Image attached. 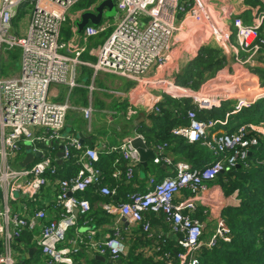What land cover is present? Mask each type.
Wrapping results in <instances>:
<instances>
[{
  "label": "built area",
  "instance_id": "2783aa9c",
  "mask_svg": "<svg viewBox=\"0 0 264 264\" xmlns=\"http://www.w3.org/2000/svg\"><path fill=\"white\" fill-rule=\"evenodd\" d=\"M26 1L0 0V56L4 46H19L22 51L21 71L9 76L0 74V264H17L14 245L21 246L22 235L34 228L35 222L41 224L36 243L45 264H76L75 256L81 250L104 255L116 264L127 250L120 222L142 225L149 233L152 224L146 215L151 212L164 214L180 248L175 252L161 247L157 264H200L205 248L231 241L232 231L223 216L218 218L212 237L204 241L203 224L192 216V211L203 199L210 181L246 161L250 148L264 137V121L240 124L232 131L212 132L218 123H223L221 119H201L196 109H188L189 123L174 126L172 134L189 142H201L215 158L195 168L187 161L175 162L166 154L168 143L159 142L154 146L157 153L153 160L173 165V174L162 180L150 176L147 190L129 191L124 198L111 199L117 189L103 183L105 175L97 164L102 153L117 152L112 175L121 179L123 171L117 166L125 163L123 170L127 179H132L141 164L133 139L119 146L86 145L78 134L67 129V117L72 110L81 111L90 123L92 103L73 106L69 98L58 102L49 95L51 84L66 85L70 90L79 86L80 66L88 64L137 82V102L131 100L148 105L155 113L162 112L159 103L165 95L173 100L190 98L199 110L220 108L232 99L233 113L254 105L264 98V85L258 82L245 89V96L236 95L234 87L195 90L165 76V70L174 64L172 51L180 30L178 16L186 14L192 20H201L199 7L182 0H115V28L98 47L97 61L90 63L81 59L86 43L102 33L109 26L108 21L88 24L81 32L74 26L75 35L61 42L63 24L80 0H32L26 30L16 35L14 20ZM233 26L239 49L249 54L247 61L253 62L254 57L264 54V11L251 24L235 17ZM94 88L89 86L90 94ZM128 111L129 116L135 113L132 108ZM25 143L34 154L40 152V157L22 166L23 156L17 167L12 166L11 160L28 146ZM59 145L64 161L77 167L76 175L61 174L56 155ZM260 163L264 164V158ZM91 189L109 198L101 207L116 217L110 236H97L95 226L78 229L81 218L87 223L92 211L91 200L84 196ZM183 189L190 194L177 198ZM71 229L74 234L68 237Z\"/></svg>",
  "mask_w": 264,
  "mask_h": 264
},
{
  "label": "crops",
  "instance_id": "0c3cea01",
  "mask_svg": "<svg viewBox=\"0 0 264 264\" xmlns=\"http://www.w3.org/2000/svg\"><path fill=\"white\" fill-rule=\"evenodd\" d=\"M102 1L103 0H90L87 4L80 5L79 8H75L74 10L73 7L77 5V2L69 11V18L66 21L68 24L65 27L63 24L60 41L66 42L75 35L74 26H77V31L81 32L82 30L79 29V23L82 21L83 14L86 11H95L96 7ZM182 1H189L193 5L195 4V6L199 7L202 13V20L210 26L208 29L210 30V35L213 37V39L205 42L203 41L197 48L193 47L192 50L189 49L188 44L183 43L181 37H179V34L183 32L182 30L184 29L189 31L187 20H189L190 17H188L186 14H183V17H181L179 14L178 22L180 25V30L176 34L174 49L172 51V60L174 59V64H170L165 70V76L173 79L177 83L183 84L179 82L178 77L185 73L190 63L198 55L200 48L202 46H209L220 51V57L223 58L222 65L215 71H207L204 74V78L201 80L199 88L193 87V82L200 80L194 74L193 76L188 77V79H190L189 83L183 85H187L195 90L208 89L213 86L234 87L237 91L243 86L250 87V85L255 82L264 85V78L259 74L258 71V68L264 71V54L254 57L253 62L247 61L246 59L249 54L239 49L238 40L235 35V28L233 26V19L235 17H242V19L249 24L254 23L258 14L264 11V0ZM105 11H107V8H105ZM104 16L101 19V22H103ZM195 33L202 37L207 34L202 29H196ZM105 40L106 39H89V41L86 43L87 49L81 56L82 61L95 63L97 61V49ZM186 62L187 64L185 66ZM191 70L196 72L195 67H191ZM180 71H182V73ZM261 74L264 75V72ZM249 78L254 80L250 83H247V81L243 83L239 82L241 79L247 80ZM78 82L79 86L72 90H70L66 85L51 84L49 95L54 101H56L55 98H59L61 95L64 99L62 102L69 98L73 106L84 107L89 106L90 103H92L94 112L90 123L89 120L84 118L81 111L72 110L69 112L68 116L72 114L73 117L80 120V115H82L83 119L85 120L83 125L72 124L71 122H68L67 117V129L75 132L79 136L80 134H83L82 137H80L83 139L86 145L100 147L99 145L105 143L107 147L119 146L130 138L133 139L136 136H141L146 141L148 146L155 151V153L157 152L154 146L157 143L160 141L161 143L167 142V155L171 156L175 162L187 161L181 154H179V152H177V150L174 149V145L171 141H163L161 138H158L159 136L152 132L148 133L145 130V126L154 127L156 130L159 128L155 127L156 123L151 118V114L155 112H152L148 105L141 103L137 104L135 101L131 100V98L135 99L138 90H140V86L137 82L114 72L96 70L92 65L88 64H81ZM91 85H94L95 88L90 94L91 90L89 89V86ZM67 89L68 94L65 96V91ZM157 93L158 90H156L155 94ZM144 97L150 100V96L144 95ZM163 98V101L159 103L161 108L162 104L167 102V98L172 99L170 96L166 97V95L163 96ZM177 102L181 104L179 107V113L186 116L187 119L188 109H196L198 117L201 119H207L211 117L216 118L213 116H208L209 110L201 113L200 111L204 110L197 109L196 106L192 104L190 98L174 100L175 104H177ZM234 104L235 99L226 101L220 108H215L218 110L216 113L222 112L221 110L225 105L231 106L234 109ZM131 108L135 110V113L129 116L128 110ZM233 109L217 116V119H221L223 123H218L212 132H222L224 130L232 131L240 125L239 123L241 120L235 119L233 116L235 113L232 112ZM261 121H264V117L261 119ZM247 123H253V121ZM254 123H260V121ZM157 126L161 127L160 124ZM104 128L105 130H103ZM28 146L25 147L24 158L29 152H32L31 149H28ZM61 148L62 147L59 145L56 151V155L58 157L57 164L61 174L66 177L76 175L77 167L74 164L66 162L64 159L62 164L58 162L60 158L58 153L61 151ZM104 154L111 155V153ZM250 154L251 151L249 155ZM117 157H119L118 154L116 155L115 159ZM261 165L264 167V164L260 163V160L258 162L253 160V168H258ZM172 166L165 162L155 163L153 159H149L147 165L141 163L136 168L134 176L130 180L127 179L125 174V166H117L123 171L121 179H117L111 175L112 170L110 172H105V170L101 167L100 169L103 170V175H105L103 183L109 184L112 187H116L117 189V194L114 197H111V199H121L126 197L129 191L147 190L150 176L156 177L157 180H162L164 177L173 174ZM189 194L190 191L188 189H183L179 194H177V198H183ZM86 195L91 200V202L93 201L92 211L87 219V223H85L84 218H81L78 229L80 231H84L88 227L95 226L98 229L97 236H110L112 229L116 224V217L107 214L102 209L101 203L104 200H101L98 197V195H101L94 191V189L88 191ZM104 198L107 197L104 196ZM223 202L225 205H223ZM240 202L241 199L237 190L232 194L226 195L222 186L217 184L215 179L210 181L209 188L204 193L203 199L198 202L196 210L192 211V216L198 218L203 224L204 241H208L215 233L218 218L222 216L225 218L223 214L224 208L228 206H238ZM146 218L150 220L152 224V229L149 233L143 229L142 225L129 224L124 220L120 222L122 236L126 242L127 250L126 253H124L117 260L116 264H131L133 262V258L139 255H141L147 261L157 264L158 261H160L162 253L160 250L161 247L166 250H173L175 252L180 250V248L176 245V234L171 231L169 222L163 213H147ZM40 229V222H35L34 228L25 231L22 235L20 240L21 245L25 247V259L21 258V264H45L41 251L36 243ZM73 234L74 230H71V232L68 234V237L72 236ZM75 261L76 264H112L108 257L98 253L88 252L87 250H81V252L75 256ZM137 263L147 264L146 262L142 263L141 261H137Z\"/></svg>",
  "mask_w": 264,
  "mask_h": 264
},
{
  "label": "trees",
  "instance_id": "16d2710c",
  "mask_svg": "<svg viewBox=\"0 0 264 264\" xmlns=\"http://www.w3.org/2000/svg\"><path fill=\"white\" fill-rule=\"evenodd\" d=\"M222 61L223 58L220 57L218 49L202 46L198 55L190 63L185 73L178 77V80L183 84H188L190 80L188 77L194 74L200 80L193 82V87L199 88L204 74L207 71L219 69ZM191 67H195L196 72H193ZM258 69L259 74L264 78V75L261 74L264 71L260 68ZM180 106V103L177 102L175 104L174 100L167 98V102L162 104V112L151 114L153 121L157 125L160 124L161 127L155 124V127L159 128L158 130L147 126H145V130L148 133L152 132L159 136L158 138L163 141H171L174 149L193 167L201 168L215 158L213 153H210L208 148L201 142H189L184 137L173 135L171 132L174 126L189 123L186 116L179 113ZM232 109L233 107L225 105L220 113H216L217 109L209 110L208 116L217 118V116ZM205 111L207 110L200 112ZM233 116L235 119L241 120L239 124L261 121L264 117V98L248 108H243ZM250 151L251 154L245 162L221 172L215 179V182L222 186L226 195L232 194L237 190L241 202L238 206H228L223 210V214L232 231L231 241H220L212 249L205 248L200 264H264V167L261 165L258 168H253V160L258 162L264 158V137L260 139L257 146L251 147ZM115 154L117 155V152L111 153V155L102 153L97 165L104 169L105 172H110L111 170L113 172ZM124 164L120 166L124 167ZM102 169L101 171L103 172ZM84 196L88 197L87 195ZM98 197L104 201L109 200L108 197L104 198L102 195H98ZM137 261L154 264L144 259L141 255L134 257L131 264H140Z\"/></svg>",
  "mask_w": 264,
  "mask_h": 264
},
{
  "label": "rangeland",
  "instance_id": "374dc122",
  "mask_svg": "<svg viewBox=\"0 0 264 264\" xmlns=\"http://www.w3.org/2000/svg\"><path fill=\"white\" fill-rule=\"evenodd\" d=\"M32 0H27L19 9V14L16 17V19L14 20V27H13V33L16 35H20L21 31H25L26 27L28 25V22L30 20V14L32 12V7L33 4L31 3ZM90 0H80L77 5H75L73 7V9L75 10V8H79L80 5H84L87 4ZM202 14V13H201ZM181 17H183V14H180ZM202 16V15H201ZM69 18V16H68ZM179 19V17H178ZM108 21L109 26L100 34L92 37V39H106L111 32L113 31V29L115 28V24H116V16L115 15H105L103 22ZM188 26H189V31H186L185 29L182 30L183 32H181L179 34V37H181L183 43H187L188 44V48L189 49H193V47L197 48L203 41H209L210 39H213V37L210 35V30L208 29V27L210 28V26L204 22L201 18V20H195L193 21L191 18H189V20H187ZM68 23H64V27L67 25ZM195 28V29H194ZM196 29H202L204 30L207 34L202 37L199 34L195 33ZM180 39V38H179ZM186 44V47H187ZM185 46V45H184ZM21 49L19 46H14L12 48H7L4 46L1 56H0V74L2 76H9L15 73H18L21 71ZM187 62L185 63L186 66ZM184 66V67H185ZM182 73V71H180ZM254 79H241L239 80V82H245L247 81V83L252 82ZM241 84V83H239ZM254 84V83H252ZM251 84V85H252ZM250 85V86H251ZM247 87L243 86L241 89H239L236 93V95H248V91L245 90ZM71 93V92H70ZM69 93V94H70ZM68 94V89L65 91V96ZM71 95V94H70ZM51 99V98H50ZM56 101L62 102L64 99L62 97V95L59 98H55ZM69 113V112H68ZM68 122H71L72 124H77V125H83V123H85V120L83 119V116L80 115V120L76 119L75 117H73L72 114H70L68 116ZM105 130V128L103 129ZM25 145H29L28 143H25ZM24 152L25 149L21 152V154L19 155L18 158H16L15 160H11V164L14 167H17L21 161V158L24 156ZM223 205H225V203L223 202ZM17 208V207H16ZM72 230V229H71ZM71 230L69 231V233L71 232ZM14 250L16 252V259H17V264H21V260L24 258V247L18 246V245H14ZM22 258V259H21Z\"/></svg>",
  "mask_w": 264,
  "mask_h": 264
},
{
  "label": "water",
  "instance_id": "95a60500",
  "mask_svg": "<svg viewBox=\"0 0 264 264\" xmlns=\"http://www.w3.org/2000/svg\"><path fill=\"white\" fill-rule=\"evenodd\" d=\"M105 8H107V11H105ZM115 15L117 14L116 4L114 0H103L97 7L95 11H86L83 14L82 21L79 23V29L83 30V28L88 25L89 23H93L95 25L99 24L101 22V19L104 15ZM83 134H80L82 137ZM83 140V139H82ZM132 143L135 148L140 153L141 163L144 165L148 164L149 159H153L156 155L155 151L148 146L146 141L141 136H136L133 138ZM28 149H31L30 146H28ZM250 153V152H249ZM59 163L62 164L63 162V152L58 153ZM35 157H40V152H36L35 154L32 152H29L27 156L23 159L21 162L22 166H26L31 164ZM78 212V211H77Z\"/></svg>",
  "mask_w": 264,
  "mask_h": 264
},
{
  "label": "bare ground",
  "instance_id": "6f19581e",
  "mask_svg": "<svg viewBox=\"0 0 264 264\" xmlns=\"http://www.w3.org/2000/svg\"><path fill=\"white\" fill-rule=\"evenodd\" d=\"M193 20H195V19H193ZM220 174V173H219Z\"/></svg>",
  "mask_w": 264,
  "mask_h": 264
}]
</instances>
